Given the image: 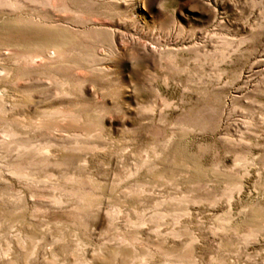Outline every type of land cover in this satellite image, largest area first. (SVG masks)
<instances>
[{
	"label": "rangeland",
	"instance_id": "obj_1",
	"mask_svg": "<svg viewBox=\"0 0 264 264\" xmlns=\"http://www.w3.org/2000/svg\"><path fill=\"white\" fill-rule=\"evenodd\" d=\"M0 264H264V0H0Z\"/></svg>",
	"mask_w": 264,
	"mask_h": 264
}]
</instances>
